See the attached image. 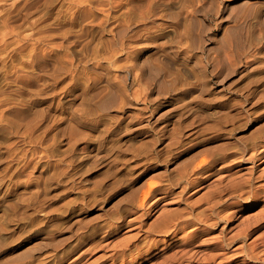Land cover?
<instances>
[{"label":"rangeland","instance_id":"obj_1","mask_svg":"<svg viewBox=\"0 0 264 264\" xmlns=\"http://www.w3.org/2000/svg\"><path fill=\"white\" fill-rule=\"evenodd\" d=\"M262 148L264 0H0V264H264Z\"/></svg>","mask_w":264,"mask_h":264},{"label":"bare ground","instance_id":"obj_2","mask_svg":"<svg viewBox=\"0 0 264 264\" xmlns=\"http://www.w3.org/2000/svg\"><path fill=\"white\" fill-rule=\"evenodd\" d=\"M260 152H264V149L262 148L261 149V151ZM189 182H190V180H189ZM192 184V183H191ZM190 186H192V185H190ZM194 187V186H193ZM185 188V187H184ZM186 189V188H185ZM184 189V190H185ZM164 196V195H163ZM161 197V196H160ZM165 197V196H164ZM160 199V198H159ZM200 215H204V213L202 212V213H200ZM206 216V215H205ZM197 218H198V216H197ZM200 218V217H199ZM208 218V217H207ZM204 219H206V217H204ZM196 220V219H195ZM201 221V220H200ZM256 242V241H255ZM251 246V245H250ZM253 249V248H252ZM254 250V249H253ZM254 252V251H253ZM250 253H252V251L250 252ZM253 254H255L256 255V253H253ZM259 255V254H258ZM190 261V260H189ZM191 262V261H190Z\"/></svg>","mask_w":264,"mask_h":264}]
</instances>
